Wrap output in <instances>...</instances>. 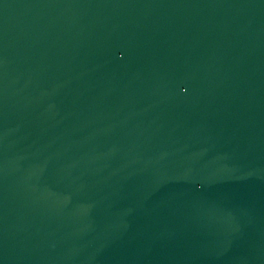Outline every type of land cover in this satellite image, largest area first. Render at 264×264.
I'll return each instance as SVG.
<instances>
[{
	"label": "water",
	"instance_id": "obj_1",
	"mask_svg": "<svg viewBox=\"0 0 264 264\" xmlns=\"http://www.w3.org/2000/svg\"><path fill=\"white\" fill-rule=\"evenodd\" d=\"M264 220V0H0V264H185Z\"/></svg>",
	"mask_w": 264,
	"mask_h": 264
}]
</instances>
